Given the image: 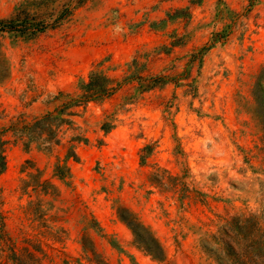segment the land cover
Segmentation results:
<instances>
[{
  "label": "rangeland",
  "instance_id": "1",
  "mask_svg": "<svg viewBox=\"0 0 264 264\" xmlns=\"http://www.w3.org/2000/svg\"><path fill=\"white\" fill-rule=\"evenodd\" d=\"M121 4L0 0L48 26L0 31V264H234L222 229L264 226V0ZM94 70L113 94L59 114Z\"/></svg>",
  "mask_w": 264,
  "mask_h": 264
},
{
  "label": "trees",
  "instance_id": "2",
  "mask_svg": "<svg viewBox=\"0 0 264 264\" xmlns=\"http://www.w3.org/2000/svg\"><path fill=\"white\" fill-rule=\"evenodd\" d=\"M47 27L43 22H34L32 20L20 22L17 18L0 20V31L8 33H28L30 36H34L43 32ZM80 91L81 93L78 96H70L68 101L63 103V109L59 111V114L67 110L72 111L74 108L86 106L98 98L110 97L115 89L113 88L112 79L105 73L94 70L90 73L87 81L81 80ZM253 97L255 101V117L262 127L264 143V67L256 77ZM52 115L50 113L37 119L36 124L48 120ZM105 131L107 132V130ZM5 144L6 141L0 139V176L7 168L5 153L1 149ZM133 233L137 241L149 240L152 242L141 246L145 252L159 261L165 260L162 246L146 227L142 226L141 232L133 230ZM220 233L218 240L225 246V250L234 264H264V226L260 217H237L229 222L228 227L223 228Z\"/></svg>",
  "mask_w": 264,
  "mask_h": 264
},
{
  "label": "crops",
  "instance_id": "3",
  "mask_svg": "<svg viewBox=\"0 0 264 264\" xmlns=\"http://www.w3.org/2000/svg\"><path fill=\"white\" fill-rule=\"evenodd\" d=\"M149 1L151 0H127V5L125 7H123V4H121V11L119 12V17L122 19L131 17L138 18L140 16V14H137L138 10L144 9ZM123 10H126V12L122 13Z\"/></svg>",
  "mask_w": 264,
  "mask_h": 264
}]
</instances>
